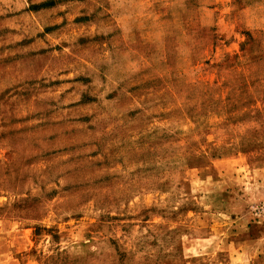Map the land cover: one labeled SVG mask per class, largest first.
<instances>
[{
	"label": "rangeland",
	"instance_id": "obj_1",
	"mask_svg": "<svg viewBox=\"0 0 264 264\" xmlns=\"http://www.w3.org/2000/svg\"><path fill=\"white\" fill-rule=\"evenodd\" d=\"M0 264H264V0H0Z\"/></svg>",
	"mask_w": 264,
	"mask_h": 264
},
{
	"label": "crops",
	"instance_id": "obj_2",
	"mask_svg": "<svg viewBox=\"0 0 264 264\" xmlns=\"http://www.w3.org/2000/svg\"><path fill=\"white\" fill-rule=\"evenodd\" d=\"M82 24L84 25L85 23H81V25H82ZM77 27L79 28L80 25H77ZM119 27H120L124 32H125L126 29L129 30V31H130V30H131V31L134 30V34H135V36H136V34H137L136 31H135V28H133L132 25L129 26V27H126V26H125V21H124V20H121V19L119 20ZM84 28H85V26H84ZM63 30L67 32L69 29H68L67 27H60L59 32H61V31H63Z\"/></svg>",
	"mask_w": 264,
	"mask_h": 264
}]
</instances>
